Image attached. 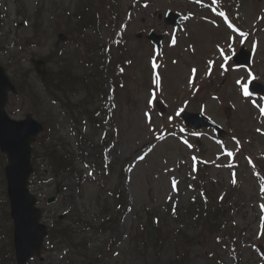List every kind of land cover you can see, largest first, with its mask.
<instances>
[{
	"label": "rangeland",
	"instance_id": "1",
	"mask_svg": "<svg viewBox=\"0 0 264 264\" xmlns=\"http://www.w3.org/2000/svg\"><path fill=\"white\" fill-rule=\"evenodd\" d=\"M90 1L97 8L99 21H101L100 31L94 33L93 29H88L83 35L80 34L79 38L81 40L83 37V41L94 38L105 41L111 32V28L106 26L110 16L96 3V0ZM131 1L118 0L121 16H125L124 12ZM58 2L60 6L66 7L65 11L72 13L80 5L78 3L83 0H45L44 13L35 19L33 15L37 0H0V11L6 13L0 24V44L4 48L0 51V63L9 66L7 73L16 82H20L19 77L25 72L28 76L29 87L39 90V99L37 100L39 102L36 103V106L44 109L42 118L46 117L49 120L52 128L57 129L59 134L70 142L73 150H76L77 146L84 147L88 153L87 155L82 154L83 161H78L79 168L83 170L81 175L84 174L79 181V187L76 186L78 180L74 179L73 181L74 177L72 176L62 175L57 178L50 176L49 166L39 159L38 166L40 167L30 188L38 199V206L42 210L41 221L47 227L67 228L69 234L44 242L45 246L41 254L43 261L35 258L27 264H155V254L151 248L140 244L135 246L129 240L135 233V225L138 223L135 218L137 217L136 213L143 205H149L156 209L159 217L163 219V228L167 233V241L161 249L158 264H167L176 254L183 251L173 239V232L177 228H180L181 232L187 236L195 238L189 248V264H262L263 257L259 254L257 247L262 245L263 239L258 240L255 233L258 232V227H261L262 221H264V218L261 219L264 214V207H262L264 199L261 200V196L256 190L255 179L249 175L246 159L239 155L237 142L232 135H235L234 129L238 130L239 138L244 143L247 140L246 137L250 136L251 130L260 131L264 122L256 120L254 108H249L247 103L240 99L238 90L233 84L238 72L225 78V84L222 89H219L221 94L219 99L211 97L213 93L208 92L207 86L210 87V90L216 88L223 78L220 76L221 70L205 79L206 86L204 85L205 87L200 89L196 97L205 102L203 105L205 113L213 117L219 124L229 126L226 133L227 141L218 140L208 131L201 135L200 143L203 142L200 147L201 152H206V157L213 159L214 163L211 164V170L203 174L205 178L223 177V183L229 184V180H232L229 170L232 173L240 164H243L240 167L241 173L238 174L240 187L237 195L247 202V208H244L239 215L230 213L233 215L225 217L226 221L234 222L237 225L235 229L231 223L232 226L227 224V228L222 233L217 231L208 235L205 215L189 204L191 199L200 197L198 192L189 186L192 184L190 180L194 176L197 177L195 166L199 167V164L196 163V161H200L199 147L189 148L187 143L180 141L170 132L158 133L161 128H165L164 117L157 114L155 117L145 116V109L148 106V88L150 87L148 58L152 48L145 38L137 39L135 33L141 30L147 31L152 26L155 31L168 34L170 27L159 22L158 14H156H162L165 9L177 10L182 14L195 13L193 17L186 19L183 23L178 33L177 45L175 47L165 46L172 56L177 57L176 63H167L164 70L159 69L163 81L161 97L164 99L167 112L168 110L171 112L178 105L180 99L187 98L185 87L190 79L188 68L196 66L201 70V73L208 74L212 61L206 58L215 53V42H220L222 38L223 41H226V37H224L226 32L205 23L203 21V18H207L205 10L191 5L188 0H145L146 6L143 7L138 2L131 9L129 21L126 22L128 41L126 53L130 58H134L133 67L125 71L127 86L115 94V99H111V84L106 83L105 101L110 100L111 121L114 128L110 132L113 134L111 144L106 146L109 161L112 164L108 171L102 170L101 173L99 169L102 167L97 166L98 163L94 162V158L90 155V153H94L91 144L96 146L101 133L100 130L96 131L88 126L89 121L84 117L82 105L88 108L86 105L88 99L86 100L84 96L85 90L81 89L73 94L69 92L67 95L56 92L57 99L48 98L41 87L39 77L35 75L32 64H30L32 55H47L54 49L60 48L63 53L58 58H64V62L71 66L73 72L82 73L85 71L84 63L79 60V58L82 59L81 51L66 40L63 27H58L62 24H71V18L64 19V12H60L58 18H49L50 10L52 7L56 8L55 5ZM238 2H240L241 22L249 28L252 38H256V34L253 32V22H256L258 14L264 13V0H237ZM18 10H23L26 13L28 23L21 22L22 14H19ZM143 18L144 22L141 21ZM216 31L219 34L218 38L214 37ZM28 39L29 44L26 42ZM258 43L259 48L254 61V63L257 62V66L258 61L264 63V37H260ZM170 61L171 58L168 56L165 62ZM56 64V61L52 59L48 66L52 67ZM256 72L260 81L264 83L259 66ZM134 76L137 81L133 79ZM212 81L215 82L214 86H212ZM24 98L21 92L8 95L7 111L13 118L21 119L27 112H33L31 108L33 100L29 101ZM99 99L100 97L96 98V101H90L98 105ZM91 108L93 106H90L89 109ZM187 108L195 110L190 104ZM33 114L38 119L34 112ZM73 118L78 119L77 125L73 123ZM74 126L84 135L85 142L81 143V146L75 141L76 134L72 130ZM156 133L158 134L157 140L144 148L143 145L146 144V141ZM259 133L255 135L253 132L255 138L250 141L252 146L249 147L257 154L264 153V136L261 132ZM190 141L194 142L195 140L191 138ZM189 157H192L193 160ZM216 158L219 167L215 163ZM234 162L235 165H232ZM126 163L128 181L126 180L125 184L128 189L121 181V173ZM88 175L89 177L85 179ZM223 183L207 187L215 201ZM122 186L127 189L131 198L126 206V212L114 230L82 229V232L79 233L76 230L77 224L73 221L74 216L83 214L88 217L87 220L96 224L94 226H99L104 219L101 215L98 217L97 213H101L104 204H114L111 195L117 187ZM57 187H59L58 195L55 193ZM1 195H3V191L0 186V197ZM51 195H56V200L53 202L48 201V197ZM168 204L172 205L173 209L175 208V212L168 213ZM67 211L68 213H66ZM139 216L147 217L143 211L139 213ZM0 222L4 223L3 229L8 234L11 228L10 223L6 217H1V212ZM216 234H220V236H215ZM111 237H114L115 243L107 252L105 241ZM83 241L86 242L85 247L81 244ZM4 251L9 255L12 251L9 236L6 234L0 239V252L4 254Z\"/></svg>",
	"mask_w": 264,
	"mask_h": 264
},
{
	"label": "water",
	"instance_id": "2",
	"mask_svg": "<svg viewBox=\"0 0 264 264\" xmlns=\"http://www.w3.org/2000/svg\"><path fill=\"white\" fill-rule=\"evenodd\" d=\"M41 71L43 72V69H41ZM0 80L4 81V85L8 83L7 78L4 77L3 69L1 67H0ZM7 167H8V169H11L10 164ZM9 178H10L9 179V186H12V184L14 183V180L17 178H19L22 181L24 179V177H22L19 173L14 174ZM36 218H37V213L30 215V216H26L25 219H23V220L17 219V221L22 224L20 229L18 228L19 226L16 224L15 234H16L17 239L26 238L25 243L35 244V243L39 242V238L42 235V233H41L40 228H38V227L35 228L36 227V222H35ZM25 223H30L31 227H28ZM33 228H35L36 231ZM16 238H15V240H16ZM31 249H32V246L28 245V244L23 245V247H22V250H24L25 252L31 251Z\"/></svg>",
	"mask_w": 264,
	"mask_h": 264
},
{
	"label": "trees",
	"instance_id": "3",
	"mask_svg": "<svg viewBox=\"0 0 264 264\" xmlns=\"http://www.w3.org/2000/svg\"><path fill=\"white\" fill-rule=\"evenodd\" d=\"M49 79H50V78H49ZM49 79H48V80H49ZM59 85H60V80L57 82V86H59ZM63 161H66V159H65V158H64V159L61 158V159H59V161H57L56 163H53V165L56 166V168H57V167H58V168H63V167H65V165H66V164L63 163ZM60 166H61V167H60ZM66 166H68V165H66Z\"/></svg>",
	"mask_w": 264,
	"mask_h": 264
},
{
	"label": "snow or ice",
	"instance_id": "4",
	"mask_svg": "<svg viewBox=\"0 0 264 264\" xmlns=\"http://www.w3.org/2000/svg\"><path fill=\"white\" fill-rule=\"evenodd\" d=\"M221 15H223V14L221 13ZM221 54H222V55L224 54L223 51L221 52ZM193 71H195V70H193ZM245 95H248V90H247V88H245ZM261 111L264 112V109H261ZM173 186H174V185H173ZM262 207H264V206H262Z\"/></svg>",
	"mask_w": 264,
	"mask_h": 264
}]
</instances>
